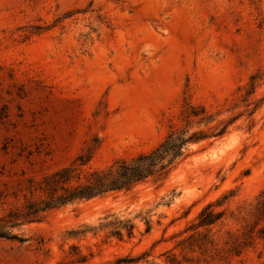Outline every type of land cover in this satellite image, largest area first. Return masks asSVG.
Wrapping results in <instances>:
<instances>
[{
  "label": "rangeland",
  "instance_id": "1",
  "mask_svg": "<svg viewBox=\"0 0 264 264\" xmlns=\"http://www.w3.org/2000/svg\"><path fill=\"white\" fill-rule=\"evenodd\" d=\"M201 132L164 177L6 226L0 264H264V0H0V219Z\"/></svg>",
  "mask_w": 264,
  "mask_h": 264
},
{
  "label": "trees",
  "instance_id": "2",
  "mask_svg": "<svg viewBox=\"0 0 264 264\" xmlns=\"http://www.w3.org/2000/svg\"><path fill=\"white\" fill-rule=\"evenodd\" d=\"M199 133L185 140L170 134L154 151L142 154L127 161L122 160L107 170L85 172L76 167V162L65 167L51 176L44 178L39 187L30 193L40 192L39 199L28 200L23 210H13L6 217L0 219V237L18 240V237L4 233L6 226L12 227L20 223L41 222L45 214L51 210L64 207L76 202L89 201L96 197L117 191H130L135 186L166 176L175 166V162L182 156V151L188 143L198 142L204 138ZM82 161L81 166L87 161ZM222 214L207 208L200 216V226H209L217 222ZM119 226L127 231L128 236L133 234L130 225ZM119 233V232H118ZM120 236L122 234H119Z\"/></svg>",
  "mask_w": 264,
  "mask_h": 264
}]
</instances>
